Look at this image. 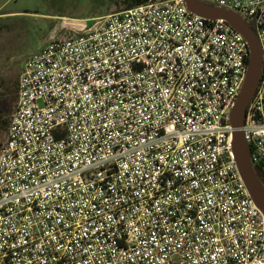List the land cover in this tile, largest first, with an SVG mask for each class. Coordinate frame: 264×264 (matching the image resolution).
Instances as JSON below:
<instances>
[{
    "label": "built area",
    "instance_id": "1",
    "mask_svg": "<svg viewBox=\"0 0 264 264\" xmlns=\"http://www.w3.org/2000/svg\"><path fill=\"white\" fill-rule=\"evenodd\" d=\"M262 50L243 132L264 179V0H203ZM246 39L147 0L27 60L0 150V264H264L233 151Z\"/></svg>",
    "mask_w": 264,
    "mask_h": 264
},
{
    "label": "rangeland",
    "instance_id": "2",
    "mask_svg": "<svg viewBox=\"0 0 264 264\" xmlns=\"http://www.w3.org/2000/svg\"><path fill=\"white\" fill-rule=\"evenodd\" d=\"M114 1L0 0V150L29 57L54 39L79 35L105 15L122 11Z\"/></svg>",
    "mask_w": 264,
    "mask_h": 264
},
{
    "label": "water",
    "instance_id": "3",
    "mask_svg": "<svg viewBox=\"0 0 264 264\" xmlns=\"http://www.w3.org/2000/svg\"><path fill=\"white\" fill-rule=\"evenodd\" d=\"M187 8L194 14L208 20H223L240 33L249 45V64L246 80L231 115L233 132V151L240 175L256 206L264 214V179L256 170L252 149L245 139L243 128L248 108L256 94L261 79L262 50L252 27L238 14L225 8L210 5L203 0H184Z\"/></svg>",
    "mask_w": 264,
    "mask_h": 264
},
{
    "label": "trees",
    "instance_id": "4",
    "mask_svg": "<svg viewBox=\"0 0 264 264\" xmlns=\"http://www.w3.org/2000/svg\"><path fill=\"white\" fill-rule=\"evenodd\" d=\"M114 2L116 3V6L123 11L145 4L147 0H115ZM9 124L10 123H5L7 127H9Z\"/></svg>",
    "mask_w": 264,
    "mask_h": 264
},
{
    "label": "crops",
    "instance_id": "5",
    "mask_svg": "<svg viewBox=\"0 0 264 264\" xmlns=\"http://www.w3.org/2000/svg\"><path fill=\"white\" fill-rule=\"evenodd\" d=\"M116 13V12H115Z\"/></svg>",
    "mask_w": 264,
    "mask_h": 264
}]
</instances>
